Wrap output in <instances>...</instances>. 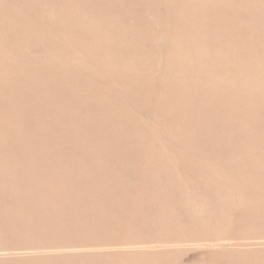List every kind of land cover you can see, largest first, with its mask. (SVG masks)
<instances>
[{"label": "bare ground", "instance_id": "obj_1", "mask_svg": "<svg viewBox=\"0 0 264 264\" xmlns=\"http://www.w3.org/2000/svg\"><path fill=\"white\" fill-rule=\"evenodd\" d=\"M258 191L264 0H0V264H255Z\"/></svg>", "mask_w": 264, "mask_h": 264}, {"label": "rangeland", "instance_id": "obj_2", "mask_svg": "<svg viewBox=\"0 0 264 264\" xmlns=\"http://www.w3.org/2000/svg\"><path fill=\"white\" fill-rule=\"evenodd\" d=\"M66 149L70 152V148H66ZM23 153H26V150H23ZM31 153H32V155H34L35 157H38L39 154H40V151H39V149L32 147V148H31ZM38 165H39V163L37 164V166H38ZM120 167H121V164L118 165V168H120ZM59 175H61V174H59ZM61 176H62L63 180L65 181L64 176H63V175H61ZM11 179H12V180H15L13 177H11ZM63 180L60 179V181L58 182V186H55L56 189L58 188L57 191H73V189H72V187H71V185H70V181L67 183V186H66V188H65L64 190H59V189H60V188H59V183L62 184ZM37 181H38V183H39L40 185H42L40 179H37ZM113 184H119V181H118L117 179H115V180L113 181ZM32 190L37 191V190H36V187H34ZM152 190H153V189H152ZM117 191H121V190H117ZM258 192L261 193V194L263 195V197H264V191H258ZM254 201H255V197H254V196H251L250 199H244V200H243V202H249V203H251V205L254 203ZM253 214H254V220L263 217V216H264V215H263V214H264V208H263L261 211L256 210ZM249 242H255V243H257V242H262V241H249ZM263 242H264V241H263ZM192 257H193V255H191L190 258H192ZM254 263H255V264H264V257H261V258H257V259H255V260H254Z\"/></svg>", "mask_w": 264, "mask_h": 264}]
</instances>
